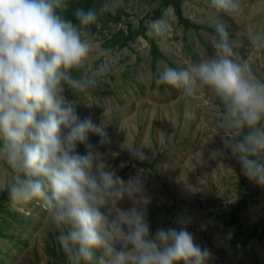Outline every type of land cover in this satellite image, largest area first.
<instances>
[{
  "label": "clouds",
  "instance_id": "obj_1",
  "mask_svg": "<svg viewBox=\"0 0 264 264\" xmlns=\"http://www.w3.org/2000/svg\"><path fill=\"white\" fill-rule=\"evenodd\" d=\"M70 2L0 0V152L16 173L7 186L10 200L19 206L39 203L50 214L69 264H209L210 250L188 230L190 215L176 218L179 229L152 232L144 175L120 177L108 162L112 154L100 151L110 144L107 127L91 114L82 118L65 97L66 89L87 93L97 76L110 71L106 62L90 69L89 59L91 27L112 10L111 3L77 7L73 21L65 15ZM212 4L231 18L243 14L241 0ZM214 29L212 55L185 67L166 66L156 83L190 98L211 93L222 105L215 136L223 147L209 149L208 159L220 161L230 153L243 175L264 188V78L254 71L252 56L238 51L225 23ZM170 30L165 10L148 23L146 35L161 40ZM251 41L253 53L264 50V32H253ZM100 55L109 57L111 50ZM92 135L99 137L97 145ZM81 145L85 154L78 151ZM128 151L134 159L149 158L142 148Z\"/></svg>",
  "mask_w": 264,
  "mask_h": 264
},
{
  "label": "rangeland",
  "instance_id": "obj_2",
  "mask_svg": "<svg viewBox=\"0 0 264 264\" xmlns=\"http://www.w3.org/2000/svg\"><path fill=\"white\" fill-rule=\"evenodd\" d=\"M161 1L109 0L111 18L101 16L102 23L96 31L91 27L94 48L89 66L95 69L106 62L110 71L97 76L96 87L87 93L78 96L66 89L64 95L74 102L82 118L91 114L96 123L102 121L107 127L110 144L100 151L112 154L108 162L117 174L124 179L138 172L144 175L146 191L152 197L148 220L153 233L159 227L179 229L176 218L187 214L193 220L188 230L212 254L209 264H264V188L243 175L241 165L230 153L220 161L208 159L209 149L223 147L220 136H215L221 131L218 123L222 110L218 101L208 92L202 98H190L170 85L156 83L164 67H185L186 63L212 55L214 35L182 26L169 8L166 11L171 30L165 39L156 40L166 58L157 59L156 71L152 46L144 37L127 47L117 45L110 49L109 57L100 55L107 40L121 30L126 31L128 21L139 27L147 15H155ZM103 2L99 0L95 8ZM241 3L243 14L237 18L217 11L212 0H184L183 13L197 24L214 27L218 22L225 23L230 38L239 44L238 51L244 57L252 56L254 71L264 78V50L253 53L251 41L253 32H264V0ZM118 12L121 20L116 22ZM152 20L155 19L147 24ZM136 148H142L149 158H132L128 150ZM78 151L85 154L86 149L81 145ZM15 175L0 152V197ZM243 197L248 199L249 206L242 215V223L229 226L232 207ZM5 207L22 221L0 215V229L8 236H0V263L59 264L47 252V247L58 243V229L52 225L50 214L36 202L19 206L9 199ZM157 208L162 213L156 214ZM254 226H258L256 234ZM228 231L232 233L231 239L227 238ZM237 240L240 244L248 241L247 246L230 248L228 241ZM66 262L69 264L68 257Z\"/></svg>",
  "mask_w": 264,
  "mask_h": 264
},
{
  "label": "trees",
  "instance_id": "obj_3",
  "mask_svg": "<svg viewBox=\"0 0 264 264\" xmlns=\"http://www.w3.org/2000/svg\"><path fill=\"white\" fill-rule=\"evenodd\" d=\"M98 1L99 0H71L69 10L65 14L66 18L72 19L74 21V16L72 15V13H73L75 8H77V7H83L85 9L95 8ZM183 1L184 0H162L161 5H160L159 9L155 11L154 16H148L147 15V17H145V19L140 23L139 27H134V25L128 21L126 23V26H127L126 31L125 30L119 31L115 36H113L110 40H107L103 44V48L104 49H114L117 45L119 46V48L127 47V46H130L132 43L138 42L140 37H144V38L148 39L149 43L152 46L151 52L153 53V57H154L153 68H154V71H156L157 59L158 58L165 59L166 57L160 51L159 46L157 45V41L150 39L146 35L147 25H148L147 21L150 19L160 18L163 15L164 11L166 9H169V8L173 9L175 15L178 17L179 23L182 26H184L186 28H195V30H205V31H208L209 33H211L212 35H215V29L213 26L207 25V24H201V23L197 24L184 15V13H183ZM97 8H99V6ZM103 17L104 18L105 17L111 18V14L106 13L105 15H103ZM118 20H121L120 12H118V14L116 15V17L114 19V21H116V22H118ZM99 22L102 23V20H99ZM92 27L96 31L97 26L94 25ZM216 101H218V100H216ZM218 105L221 107V110H222V105L220 104L219 101H218ZM90 141H92L93 144L97 145L99 138H95L93 136L90 138ZM79 152L81 154H83L82 151H79ZM9 199L10 198L8 195V191L6 189L0 197V215H10L16 221H22L21 218L16 213H10L7 211V209L5 207V203L8 202ZM248 206H249V201L247 198L243 197V198L239 199V201L236 203V205L234 207H232V211L230 213L231 220L229 222V226H231V225L234 226L236 224L242 223L241 222L242 215L245 212H247ZM157 213H162L161 209L157 208L156 214ZM151 225L152 226L154 225L153 220L151 222ZM257 227L258 226H254L252 229V230H254L255 234L257 231ZM229 231L226 232V235H228ZM255 234H253V236H255ZM0 236L8 237L7 235H5L3 233V231H1V229H0ZM262 239H263V237L261 236V240ZM228 243L230 244V248H232V249L235 247L244 248L245 246H247L246 244L248 243V241L246 244H240L238 240L232 241V242L228 241ZM47 252L59 264H67V262H66L67 254L64 252V250L61 248V246L58 243H52L49 247H47Z\"/></svg>",
  "mask_w": 264,
  "mask_h": 264
}]
</instances>
